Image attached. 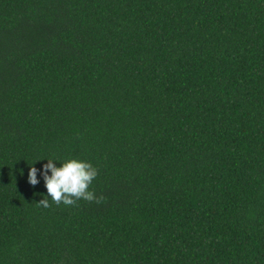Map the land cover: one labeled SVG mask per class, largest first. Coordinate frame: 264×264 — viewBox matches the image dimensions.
I'll return each instance as SVG.
<instances>
[{"label":"trees","instance_id":"16d2710c","mask_svg":"<svg viewBox=\"0 0 264 264\" xmlns=\"http://www.w3.org/2000/svg\"><path fill=\"white\" fill-rule=\"evenodd\" d=\"M0 264H264V0H0Z\"/></svg>","mask_w":264,"mask_h":264},{"label":"clouds","instance_id":"9594fccd","mask_svg":"<svg viewBox=\"0 0 264 264\" xmlns=\"http://www.w3.org/2000/svg\"><path fill=\"white\" fill-rule=\"evenodd\" d=\"M37 171L35 167H31L28 173L29 183L33 186L39 183ZM42 176L48 196L57 206H74L80 200L100 203L104 199L103 196L96 197L95 193L89 190L98 176L97 168L89 162L69 159L62 163L61 167H56L54 161L49 159L44 165ZM37 205L48 208L49 199L44 198Z\"/></svg>","mask_w":264,"mask_h":264}]
</instances>
